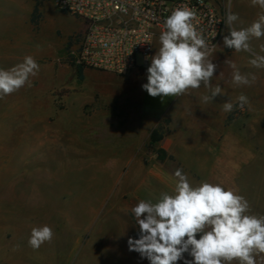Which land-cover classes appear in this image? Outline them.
Segmentation results:
<instances>
[{
  "label": "rangeland",
  "instance_id": "obj_1",
  "mask_svg": "<svg viewBox=\"0 0 264 264\" xmlns=\"http://www.w3.org/2000/svg\"><path fill=\"white\" fill-rule=\"evenodd\" d=\"M209 1L225 15L238 14L236 29L248 27L261 11L250 0H231L229 8L227 0ZM34 5L36 24L30 20ZM1 6L12 17L13 47L24 49L26 33L32 45L45 52L35 59L40 70L31 86L7 95L13 108L0 106V264H150L129 251V237L139 238L131 209L140 200L173 192L148 180L136 185L137 180L121 179L135 166L111 162L126 150L116 123L117 102L84 95H113L118 89L78 81L69 65L61 67L67 64L65 48L83 29L82 22L59 12L51 0H4ZM225 35H230L227 26L220 41ZM250 45L246 52L250 59L264 55V37L252 38ZM57 65L64 71L63 80L51 84L46 68L55 72ZM261 88L260 106L254 107L255 101L248 110L236 106L218 148L202 163L180 167L165 160L174 173L181 169L194 186L208 181L237 191L256 215H264V84ZM34 93L43 116H35L29 108L24 113ZM157 127V133L147 132L140 143L142 163L134 170L140 175L165 134L162 125ZM163 159L155 161L161 164ZM44 225L53 230V238L33 250L28 244L31 230ZM184 258L192 259L187 253ZM255 258L264 264V254Z\"/></svg>",
  "mask_w": 264,
  "mask_h": 264
},
{
  "label": "clouds",
  "instance_id": "obj_2",
  "mask_svg": "<svg viewBox=\"0 0 264 264\" xmlns=\"http://www.w3.org/2000/svg\"><path fill=\"white\" fill-rule=\"evenodd\" d=\"M230 3L227 0L225 7L229 8ZM250 3L261 11L246 28L233 27L239 16L226 13L224 23L230 33L223 37L226 48L250 52L251 39L264 37V0ZM195 19V10L188 7H178L166 18L160 47L151 57L147 83L142 85L151 97H179L201 85L210 90V95L202 96L204 103L225 94L219 85L212 86L217 65L209 57L214 49L194 24ZM225 63L234 70L233 84L255 83V74H242L234 62ZM249 63L264 68V55L254 56ZM39 70L40 65L31 55L9 69L0 68V99L25 85L31 86L30 78ZM237 101L241 110L249 104L244 94ZM233 109L231 100L223 103L224 112ZM174 176L173 194L162 192L155 200H140L131 209L139 238L129 237V251L139 253L150 264H178L181 260L184 264H257L256 255L264 254V215L252 214L248 200L232 188L208 181L194 186L181 169ZM52 238L49 226L34 227L28 244L37 250ZM185 253L192 259H185Z\"/></svg>",
  "mask_w": 264,
  "mask_h": 264
},
{
  "label": "crops",
  "instance_id": "obj_3",
  "mask_svg": "<svg viewBox=\"0 0 264 264\" xmlns=\"http://www.w3.org/2000/svg\"><path fill=\"white\" fill-rule=\"evenodd\" d=\"M0 3H4V0H0ZM11 19L8 8L1 6L0 20L3 27L0 28V68L3 69H9L22 62L26 55H31L36 59L42 55L43 51L41 48L32 45L26 33V46L21 52L17 51L15 46L13 47L11 44ZM159 36L157 35L153 39L152 53L148 65L144 69H134L122 76L92 69H82L83 78L81 80L76 79L78 81L87 79L90 80L88 84H105L118 89L113 95L109 93L84 95L88 99L97 97L106 101L116 100L117 102L116 123L121 127L120 132H123L120 140L124 141L125 145L122 146L126 150L120 154H115L112 163L132 164L139 168L142 158L138 150L142 138L158 125L163 126L165 134L157 148L165 154L163 162L160 164L155 161L160 159L156 154H152L150 165L148 164L141 175L134 171L136 169L134 167L123 173L121 179L131 182L137 180L136 185L148 180V182H152V185L162 186L163 189L173 192L176 178L174 172L166 165L165 160L172 161L182 167V163H202V158L211 156L214 149L219 146L220 137H224L229 127L228 116L238 106L237 97L241 94L248 97L249 104L244 107L246 110L253 107V101L256 102L254 107L260 106L264 68L258 69L251 66L249 63L251 59L245 51L236 52L234 49L226 48L223 40H221L212 51L209 59H212V62L217 65L211 81L212 86L219 85L225 94L218 95L213 101L204 103L202 96L210 95V90L201 85L200 88L190 89L188 93L179 97L161 98L158 96L154 98L142 88V85L147 83L146 73L151 64V57L156 54L160 47ZM29 41L31 45L27 44ZM16 44L17 42H15ZM226 60L234 62L242 74H255V83L251 86L233 84L232 73L234 70L225 63ZM58 65L55 72L46 68L48 82L51 84L62 83L64 71ZM62 65L61 67L67 68V64ZM32 78L34 77L30 79ZM34 94L33 102L28 106L26 105L24 113L27 114L29 108L35 116H43L42 105L36 101L38 100L37 94ZM229 100L233 102L234 109L231 112H224L223 103ZM0 106L6 110L11 109L14 104L11 103L10 96H5L0 99ZM20 108L18 107L19 111Z\"/></svg>",
  "mask_w": 264,
  "mask_h": 264
},
{
  "label": "built area",
  "instance_id": "obj_4",
  "mask_svg": "<svg viewBox=\"0 0 264 264\" xmlns=\"http://www.w3.org/2000/svg\"><path fill=\"white\" fill-rule=\"evenodd\" d=\"M51 2L59 12L80 20L83 25L81 32L74 35L65 48L67 65L72 69H92L118 76L148 65L153 39L161 34L166 18L178 7L195 10L194 24L213 49L226 26V15L209 0Z\"/></svg>",
  "mask_w": 264,
  "mask_h": 264
},
{
  "label": "trees",
  "instance_id": "obj_5",
  "mask_svg": "<svg viewBox=\"0 0 264 264\" xmlns=\"http://www.w3.org/2000/svg\"><path fill=\"white\" fill-rule=\"evenodd\" d=\"M36 11H37V5H34V8L32 10V13H31V22L36 24ZM74 70V73H75V76L78 80H81L83 78L82 76V69L81 68H75L73 69ZM228 120H230V116H228ZM159 130V127L153 129L152 133H157V131ZM157 156L159 159H161L162 157L164 158L165 154L162 150H157L156 152Z\"/></svg>",
  "mask_w": 264,
  "mask_h": 264
}]
</instances>
